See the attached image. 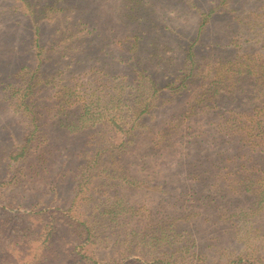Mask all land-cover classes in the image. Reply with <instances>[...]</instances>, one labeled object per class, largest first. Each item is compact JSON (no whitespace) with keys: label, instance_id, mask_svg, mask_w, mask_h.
<instances>
[{"label":"rangeland","instance_id":"obj_1","mask_svg":"<svg viewBox=\"0 0 264 264\" xmlns=\"http://www.w3.org/2000/svg\"><path fill=\"white\" fill-rule=\"evenodd\" d=\"M25 2L28 11L0 0L5 264H94L114 248L144 245L159 223L192 231L203 247L234 249L227 217L263 195L247 192L237 175L213 181L211 191L203 179L215 168L211 158L235 152L225 121L236 125L264 107V0ZM204 16L192 84L164 92L167 100L143 116L147 129L119 158L91 164L110 128H82V114L99 117L106 103L107 114L121 109L134 118L152 85H178ZM253 222L264 233V204ZM75 223L89 231L87 242L66 225Z\"/></svg>","mask_w":264,"mask_h":264},{"label":"trees","instance_id":"obj_2","mask_svg":"<svg viewBox=\"0 0 264 264\" xmlns=\"http://www.w3.org/2000/svg\"><path fill=\"white\" fill-rule=\"evenodd\" d=\"M17 1L23 2L26 5V11H28L29 4L25 2L26 0ZM208 17H203L195 42L188 46L185 51V60L190 66L183 74L178 85L168 84L163 87H157L156 84L152 85L150 93L144 101V108L134 118L130 115H122L121 109L107 114L106 111H109V109L106 108V103L100 104L103 107V112L100 113L99 117L88 111L82 114L78 120L82 128L96 124H102L105 127L107 126L108 129L110 128V131L107 130L108 132L104 133L105 138H107L105 139L107 147L95 154L91 164L96 165L101 161L102 163L110 162L109 160L115 161L119 158L122 152L135 144L134 140L142 135V129H147V125L143 121L148 118L143 116L154 109L158 103L161 106L167 100L166 96L170 94H164V92L169 91L173 94H180L192 84L195 46L198 43V37H200L202 29L204 30L206 26ZM32 88V86H29L30 91ZM113 97L114 99L117 98L114 94ZM119 101L120 99L118 103ZM134 104L137 105V103ZM138 104L142 106L140 101ZM22 105L25 109H29L26 102L23 101ZM221 130L224 131L229 141H235V152L230 158L227 155H217L211 158L214 161L213 167L215 168L204 172V176L206 175L208 178L203 179L204 183L210 181L207 184L208 191L212 190L213 181L219 178H228L230 175H237L235 177H239L247 183V192L254 196L263 195L260 198L261 201L255 202V207L248 212L227 217V220H230L232 241L235 242L234 249L217 248L214 245L203 247L198 244L192 231L190 233L188 229L183 230L179 226L160 225L159 223L154 231L156 234L149 236L144 245L130 243L125 247L114 248L111 252L105 253L100 259L88 260L94 262V264H264V233L253 222L256 212L261 210L264 204V107L255 111L249 116V119L239 118L236 125H232L230 120L227 119ZM104 154L107 155L104 156ZM122 159L124 158L122 157ZM221 168H227L228 172L217 177V173ZM196 179H199V177ZM66 225L71 230V225L75 227L73 233L77 232L76 236L80 242L88 241L90 233L84 229L83 225L77 223ZM53 230V227H50V230L48 228L47 240L42 243L39 251H43L45 244L50 241V237L54 233ZM149 242L150 244H148ZM1 247L5 246L1 245L0 241V250ZM91 256L93 257V254ZM132 257L134 259H130ZM5 259L0 257V263L5 264L7 262ZM79 262H83L82 259L78 258L77 263ZM24 264H36V261L33 259Z\"/></svg>","mask_w":264,"mask_h":264}]
</instances>
